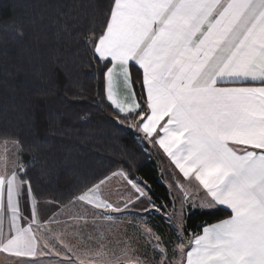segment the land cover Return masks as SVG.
<instances>
[{
  "label": "snow or ice",
  "instance_id": "snow-or-ice-1",
  "mask_svg": "<svg viewBox=\"0 0 264 264\" xmlns=\"http://www.w3.org/2000/svg\"><path fill=\"white\" fill-rule=\"evenodd\" d=\"M45 6L52 9L60 39L82 5L48 0ZM92 8L100 26L90 28L83 41L102 78L101 100L114 109L118 123L162 150L183 177H173L169 187L180 196L172 213H164L175 242L169 248L142 226L154 241L151 254H132L133 237L125 233L122 257L109 256L99 243L103 233L85 240L78 226L60 218L67 205L43 213L41 193L23 162L26 148L5 133L0 264H45L46 257L48 264L52 257L57 264H116L121 258L127 264H264V0H108ZM113 177L136 195L109 200L103 188ZM142 198L149 201L143 211H161L145 187L120 170L84 187L69 204L83 209L73 217L77 225L90 219L99 231V222L122 220ZM189 206L204 212L222 208L227 216L203 226L202 233L186 234Z\"/></svg>",
  "mask_w": 264,
  "mask_h": 264
},
{
  "label": "trees",
  "instance_id": "trees-1",
  "mask_svg": "<svg viewBox=\"0 0 264 264\" xmlns=\"http://www.w3.org/2000/svg\"><path fill=\"white\" fill-rule=\"evenodd\" d=\"M47 2L0 0V134L23 142V162L43 202L69 206L84 187L123 170L145 187L160 213L170 210L158 156L127 123H118L114 109L101 100L102 78L83 41L90 28L100 26L92 5L104 7L108 0H78L82 6L60 39ZM226 216L222 208L188 209L186 234H199ZM164 218L157 217L158 235L171 248L176 238L165 232Z\"/></svg>",
  "mask_w": 264,
  "mask_h": 264
},
{
  "label": "rangeland",
  "instance_id": "rangeland-1",
  "mask_svg": "<svg viewBox=\"0 0 264 264\" xmlns=\"http://www.w3.org/2000/svg\"><path fill=\"white\" fill-rule=\"evenodd\" d=\"M2 153H3V149L0 148V154ZM111 181L112 182H108L104 186L103 192L105 196L112 202H122V200L124 198H127L129 195H133V196L136 195L134 192L131 191L130 186L126 185L125 182L120 177H114V179ZM142 200H143V203L138 201L136 208H132L129 210L130 212L129 215L132 216V218H128V219L123 218L122 220H116L114 222H111V221L104 222V223L99 222V225H100L99 231H94L93 224L90 219L87 224H85L83 220L79 222L78 225H77V222L75 224L72 222H69L68 224L74 227L78 226L80 229L82 228L81 234L85 240H87V237L90 233L95 237H100L101 233H103V238L106 237V233H107V244H108V255L109 256L114 255L116 257H122V249L124 247V244L120 242L124 241V238H125L124 234L127 233L129 237H133L131 246L134 249H136V252L132 254L142 255V252H140L142 250L141 247L146 244L145 246L146 250H142V251L147 252L148 251L147 249L149 247L152 248V243H154V241L150 243L149 240L144 235V233H143L144 235L143 241L138 243V240L140 241L139 238L141 235H138L137 232L135 231V228L137 226L135 225V223H137L136 221L138 220H134L133 217H137L139 219V216H141L139 213L149 214L148 212L149 210L147 212L143 211V209L147 206V204H149V202L147 201L146 198H142ZM69 206H72V205L70 204ZM73 208L77 211L76 213L77 216L81 215V212L83 214V209L80 207L79 204L73 206ZM131 210H134V211H131ZM112 215L113 216H123V214H117V213H113ZM110 225L111 227H109ZM143 231H144V228H143ZM99 242L100 243L102 242L106 245L105 239L104 241L99 240ZM89 243H92L93 246H96L95 241H91ZM150 248H149V251H151ZM112 250H113V253L111 255ZM123 260L126 261L123 258L119 259V261H123Z\"/></svg>",
  "mask_w": 264,
  "mask_h": 264
},
{
  "label": "crops",
  "instance_id": "crops-1",
  "mask_svg": "<svg viewBox=\"0 0 264 264\" xmlns=\"http://www.w3.org/2000/svg\"><path fill=\"white\" fill-rule=\"evenodd\" d=\"M120 96H121V98H122V96H123V91H122V89L120 90ZM153 150L155 151V153H156V155L158 156V160L160 161V173H162V177H163V182H164V184H166L167 185V188H168V190H169V195H171V199H172V208H170V210H167L166 212H164V213H167V214H171L172 213V210H173V202H174V197H179L180 196V193H179V191L178 190H176L174 187L173 188H170L169 187V185H170V183L174 186L175 185V183H176V179H173V177H176V178H178L180 181H183V177L182 176H180V174H179V172H178V170H175V168H174V165H171L170 164V161L168 160V158L164 155V153L162 152V150H160L158 147H156V148H153ZM114 179V177L111 179V180H113ZM108 181V182H112V181ZM107 182V183H108ZM148 201V200H147ZM149 202V201H148ZM146 204V203H145ZM147 206H148V204H147ZM146 206V207H147ZM176 208H177V210H179V204L177 203L176 204ZM58 209H62V207H58V206H56L55 204H53V203H47V202H44L43 203V205H42V211H43V213L44 214H46V215H50L51 214V212H52V210H58ZM188 209H191V210H199V209H192L190 206H189V208ZM131 211H134V210H131ZM71 212V213H70ZM149 214H143V213H139L141 216H139V219L137 218V217H133V219L134 220H138V221H136L137 223H135V225H137L136 226V228H135V231L137 232V234L138 235H141L140 236V241L138 240V243H140L141 241H143V237H144V235H143V233H144V231H143V228L144 227H142V226H147V227H150L152 230H153V232H155V233H157V234H159L158 232V229H159V227H158V222L156 221L157 220V217H158V215H164V213L162 212V213H160V212H157V211H155V209H152V208H150L149 209ZM76 213H77V211L73 208V205L72 206H68L67 208H63L62 209V215H61V219L62 220H65V221H67L68 223L69 222H72V223H76L77 221L75 220V219H73V217H75V216H77L76 215ZM81 214H82V212H81ZM164 220L165 219H167L166 218V216L164 215ZM123 218H132V216H130V215H127V216H123ZM82 221V220H81ZM81 221H79V222H81ZM165 222H167V220H165ZM102 223H104V222H102ZM134 225V226H135ZM169 228H167L166 229V231L165 232H167V233H171L172 235H170V234H168L169 236H174L175 237V233H174V231L172 230V228L169 226V224L167 225ZM81 230H82V228H81ZM201 233H202V231H201ZM97 238H99V237H97ZM176 238V237H175ZM104 239H105V242H106V248L108 249V244H107V233H106V237L105 238H102V239H100V240H102V241H104ZM124 240H125V238H124ZM76 241L75 240H73V243H75ZM96 242V241H95ZM150 242V241H149ZM100 243V242H99ZM102 243V242H101ZM151 243V242H150ZM150 243H148V244H150ZM104 244V243H103ZM140 246H142V245H140ZM146 244L145 245H143L142 247H141V249L142 250H146ZM95 247H98V243L96 242V246ZM150 248V247H149ZM149 248H148V251H147V253L149 252V254H151L150 252L152 251V248H150V250L151 251H149ZM140 251V252H142V254L143 253H145L144 251ZM115 252V251H114ZM112 253H113V250L111 251V255H112ZM4 259V257L2 256V255H0V260H3ZM44 259V262H45V264H48V260H49V258H43ZM51 259V264H57V260H58V258H56V257H52V258H50ZM116 264H127V261H117L116 262Z\"/></svg>",
  "mask_w": 264,
  "mask_h": 264
}]
</instances>
